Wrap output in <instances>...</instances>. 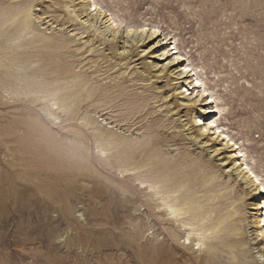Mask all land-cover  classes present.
Wrapping results in <instances>:
<instances>
[{
	"label": "rangeland",
	"instance_id": "rangeland-1",
	"mask_svg": "<svg viewBox=\"0 0 264 264\" xmlns=\"http://www.w3.org/2000/svg\"><path fill=\"white\" fill-rule=\"evenodd\" d=\"M84 1L11 6L30 29L23 57H0V264H264V238L254 236L264 195L238 175L232 148L203 129L216 118L264 182V0H96L104 14L85 11ZM163 36L220 113L208 115L216 104L181 74ZM15 58L24 66L12 67ZM33 67L47 80L18 90L12 81ZM123 153L167 175L144 173L140 194L141 181L112 169ZM168 194L195 208L205 230L221 225L212 250L191 226L177 231L189 221L158 214ZM240 219L248 245L237 256L222 252L239 251Z\"/></svg>",
	"mask_w": 264,
	"mask_h": 264
},
{
	"label": "bare ground",
	"instance_id": "bare-ground-1",
	"mask_svg": "<svg viewBox=\"0 0 264 264\" xmlns=\"http://www.w3.org/2000/svg\"><path fill=\"white\" fill-rule=\"evenodd\" d=\"M86 1V5H85V11L87 10H91L95 13L101 12L104 14V9L102 6H100L99 4H97L96 0H85ZM84 1V2H85ZM25 2L24 0H14V1H10V0H0V57H9V55H12L11 57H23V55L26 53L25 50L21 51L20 49H25V46L27 45L26 43H21L24 39V37L28 34L30 26L29 24L23 22L22 25L19 24L18 18H22L23 17V13H19L17 12V10H14L11 6H15V7H21L22 5H24ZM84 4V3H83ZM16 9V8H15ZM20 10V9H19ZM18 10V11H19ZM84 10L82 12H84ZM21 11V10H20ZM86 13V12H85ZM89 13V12H88ZM108 13V12H107ZM106 13V14H107ZM76 14V13H75ZM102 15V14H101ZM110 17V15H107ZM108 21L111 23V25L115 28V29H119V24L116 23V21L110 17L108 18ZM107 23V22H106ZM93 24V23H92ZM110 25V26H111ZM153 28V27H152ZM114 29V30H115ZM7 30H9V33H7ZM11 30V31H10ZM136 30V29H135ZM108 31V30H107ZM110 31V30H109ZM112 31V30H111ZM158 31V30H157ZM90 32V31H89ZM117 32V31H116ZM131 32V31H130ZM105 33V32H104ZM112 33V32H111ZM138 33V32H137ZM153 33V32H152ZM115 34V32H114ZM155 34V33H154ZM108 36V35H107ZM161 37V36H160ZM14 39V44L11 45L9 48H4L7 47V43L6 41ZM16 39V40H15ZM161 42L163 43L162 45H168V49L170 48L169 51L172 52V55L175 56V58H173V61L178 62V65H181V74L183 76L189 77V78H194L193 79V88L195 91L198 92V94L204 98L207 97L209 98L208 100H210V103H215L216 106L215 108H211L208 111V115H216L217 113H220V108L217 105V101L216 99L213 97L212 93H210V90L208 89L206 83L199 77L196 69L191 65V64H186L185 62H187V60H185V57L183 55H181V51H178V48L176 47V41L173 38H170L168 36H163ZM165 48V47H164ZM9 49V51H8ZM166 53V52H165ZM34 56H32V61L33 63H28L27 65L32 66L34 65V57L37 56V54H34ZM46 55V54H45ZM62 57V56H60ZM63 59V58H62ZM13 62V66H17V65H21L24 66L26 61H23L21 59H14ZM28 62H30V59L28 60ZM176 64V63H175ZM34 70L33 72H29L28 69H26V71H23L25 75H27V77L25 76L26 80L21 81L18 79H15L14 81H12V84L16 85V87L18 88V90L20 91H34L37 87H38V82L36 81V79L40 78L43 80H47L49 74L47 72H45V69H40L39 71L36 69H34V67L31 69ZM37 73V74H36ZM180 73V72H179ZM32 74V75H31ZM30 76V78H29ZM182 76V77H183ZM36 78V79H35ZM180 78V77H179ZM187 80V79H186ZM41 86H43V84H41ZM21 87V88H19ZM190 88V87H189ZM187 88V86L185 87V91H189L190 89ZM190 93V92H189ZM193 93V92H192ZM195 93V92H194ZM197 94V93H196ZM184 95V94H183ZM179 96V95H178ZM178 100V98H176ZM180 100V99H179ZM178 100V102H179ZM185 100V99H184ZM199 100V99H198ZM187 101V100H186ZM177 102V101H176ZM179 106V105H178ZM188 108V106H187ZM177 109H179L177 107ZM192 110V109H191ZM197 110V109H196ZM189 111V110H188ZM195 111V110H194ZM200 113V112H199ZM219 115V114H218ZM136 118V117H135ZM124 121V120H123ZM199 123H202V118L198 119ZM204 127L203 129L207 130L210 134L215 135L216 138H218L219 140L223 141L225 143L226 146L232 148V154L227 157L229 158V160H232V162H230L231 164H234V167L237 169V173L238 175H242L244 174L245 176H247V178H249L252 183L254 185H256L257 189L259 191V194L264 195V182L261 179L260 175H258L256 173V171L254 170V168L247 162V156L246 154L243 152L242 147L239 145V143H237L231 136L230 134L227 132V130L222 127L218 120H216V118H212L211 121L208 122V124H203ZM211 140V139H210ZM209 142V141H208ZM219 145V144H218ZM217 148V147H215ZM229 148V149H230ZM211 150V149H210ZM213 150V149H212ZM227 150V149H226ZM228 151V150H227ZM222 152V151H221ZM224 152V150H223ZM226 152V151H225ZM215 153V152H214ZM138 154V153H137ZM137 154L135 155V158L137 156ZM223 154V153H222ZM227 154V153H226ZM224 155V154H223ZM226 156V155H225ZM228 156V155H227ZM122 157L124 158V164H122L121 166L117 165V164H113L112 165V169H118L120 171H122L123 173V178L125 180H130L131 178L136 179L141 181V186L138 188L134 187L137 189V191L141 193H143L144 188H142L143 184H146L145 181H143L142 179L144 178V173H149L150 178L152 176H155L156 174L159 175H167L166 173V169H156V171H154L152 168H147L148 166H144L143 161H140L139 163L135 164L134 161V157L132 154H128L126 155L125 153L122 154ZM209 157V156H208ZM226 158V157H225ZM109 159V158H108ZM208 159V158H207ZM217 159V158H216ZM224 159V158H223ZM222 159V160H223ZM227 160V159H226ZM228 160V161H229ZM110 161V160H109ZM229 163V162H228ZM218 164V163H217ZM220 166V165H219ZM232 166V165H231ZM222 167V166H221ZM227 167V166H226ZM147 168V169H146ZM234 168V169H235ZM235 169V170H236ZM152 170V171H151ZM233 170V169H232ZM136 171H140L139 174L135 173ZM222 171V170H221ZM228 174V173H227ZM235 174V173H234ZM244 177V176H243ZM248 179V180H249ZM237 180V179H236ZM149 182H151L152 180H148ZM241 181V180H240ZM248 182V181H247ZM159 182H157L158 184ZM236 183V182H235ZM252 184V185H253ZM162 185V187H161ZM241 186V185H240ZM162 188V193L166 194L167 191V186L166 184L161 183L160 186ZM123 189V188H122ZM127 191V190H126ZM255 191V190H254ZM146 192V191H145ZM175 192V191H174ZM168 193V192H167ZM119 193H115L114 197L118 196ZM121 197L124 198V200L129 203L128 201H132V198L123 194L121 195ZM263 197V196H262ZM117 198V197H116ZM163 202L162 205H159V212L158 214H160V216H164L166 215L167 211L170 212V214L172 215L173 220H171L174 224H180L183 222V220H187L189 221L188 223L184 224L183 226L181 225H177V231L181 234L187 232V230L185 229V227H192L191 228V233L195 234L199 237V243L204 241L206 242L209 241L208 243V250H212V247L214 246V237L213 235L216 233H220L221 230V225L218 224L217 226H210L208 230H205V219L202 216L197 215L196 209L195 208H191L188 205V202L184 201L181 197H176L174 194H168L167 196L165 195L163 198ZM263 199V198H261ZM124 201V202H125ZM193 205V204H192ZM202 206V205H200ZM209 207V206H208ZM130 210L127 212V215L129 217L133 216V211L131 208H129ZM263 209H264V202H260L258 204V207L256 208L257 211H260V216L259 218H257L255 220V224L257 226V232H256V238L255 240H258V238L262 237L264 238V216L263 214ZM194 211V212H193ZM142 212V211H141ZM184 212V213H183ZM216 215V214H215ZM221 215V214H220ZM215 216H213L214 218ZM225 218V216H223ZM228 217V216H227ZM257 217V216H256ZM166 218V217H165ZM217 218V217H216ZM222 218V217H221ZM219 218V219H221ZM253 219V218H252ZM186 221V222H187ZM227 221V220H225ZM244 219H240L237 224H236V231H240V234H236V239H235V246L236 248L239 250L240 248L245 247L246 245H248V241L246 239L247 238V230L245 229V224H244ZM253 222V221H252ZM162 225H164V221H161ZM212 223V222H211ZM158 226V225H157ZM173 227V226H172ZM255 227V226H254ZM212 230V235L211 234H207V232H210ZM164 232V231H161ZM172 232V231H171ZM170 232L169 235L164 234L165 237H170L168 238L171 241H176L175 234H172ZM176 232V231H175ZM223 232V231H222ZM225 233V231L223 232ZM228 234V233H227ZM249 234V233H248ZM164 240V239H163ZM260 240V239H259ZM167 243V242H166ZM172 243V242H171ZM258 244V243H257ZM245 245V246H244ZM199 246V245H198ZM253 246V245H252ZM262 246V245H261ZM172 247V246H171ZM263 253H264V248L260 249ZM164 251V250H163ZM177 251V250H176ZM254 251V250H253ZM175 252V251H174ZM210 252V251H208ZM222 252L225 253H229V254H234V255H238L239 253H243L244 250H239L238 252H228L225 250H222ZM250 253V251H246V255H248ZM261 253V252H260ZM162 255V254H161ZM165 255H163L164 257ZM171 256V255H170ZM253 256V255H252ZM189 257V256H188ZM166 258V257H165ZM164 259V258H163ZM184 259V258H183ZM165 260V259H164ZM191 260V259H190ZM163 261V260H162ZM162 264H165L164 262H161ZM171 264H175L174 261L171 262Z\"/></svg>",
	"mask_w": 264,
	"mask_h": 264
}]
</instances>
